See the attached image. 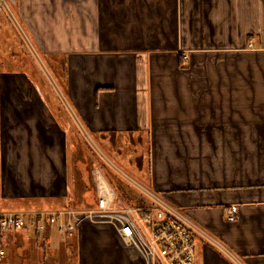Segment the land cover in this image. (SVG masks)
Listing matches in <instances>:
<instances>
[{
	"label": "crops",
	"instance_id": "crops-1",
	"mask_svg": "<svg viewBox=\"0 0 264 264\" xmlns=\"http://www.w3.org/2000/svg\"><path fill=\"white\" fill-rule=\"evenodd\" d=\"M49 1L19 3L106 154L238 259L196 239V264H264V0ZM44 95L25 96L38 104L18 124L34 133L20 170L41 197L21 208H92L102 191L144 202ZM91 229L71 238L73 249L63 238L61 264H144L110 228ZM58 235L26 238L49 245Z\"/></svg>",
	"mask_w": 264,
	"mask_h": 264
},
{
	"label": "built area",
	"instance_id": "built-area-1",
	"mask_svg": "<svg viewBox=\"0 0 264 264\" xmlns=\"http://www.w3.org/2000/svg\"><path fill=\"white\" fill-rule=\"evenodd\" d=\"M14 28L36 58L60 101L72 118L78 132L107 166L129 184L144 200L138 205L126 204L121 198L100 192L95 207L87 209L46 208L0 210V264H9L8 242L12 232L48 236L62 234L75 237L82 228L106 226L114 231L127 246L137 251L144 264H196V239L221 250L238 263L233 252L211 232L190 217L182 208L172 203L154 188L146 186L120 168L102 149L91 131L76 112L69 96L46 65L40 51L24 29L20 18L7 0H0ZM252 46V44H250ZM231 220L238 218V207L229 210Z\"/></svg>",
	"mask_w": 264,
	"mask_h": 264
},
{
	"label": "rangeland",
	"instance_id": "rangeland-1",
	"mask_svg": "<svg viewBox=\"0 0 264 264\" xmlns=\"http://www.w3.org/2000/svg\"><path fill=\"white\" fill-rule=\"evenodd\" d=\"M7 1L20 18L24 29L40 51L46 65L58 79L50 63V58L58 56L57 53L46 54L45 56L38 36L40 31L37 30L35 21L26 20L22 12V4L19 3L21 0ZM49 2L56 3L57 1L50 0ZM52 6L54 7V5ZM32 92H42L45 94V98L46 95L47 97L51 95L56 102L58 101L61 104L45 72L26 46L22 36L14 28L7 14L0 8V210L19 209L18 207L22 206L31 207L30 200L41 198L39 196L40 192L34 190L31 181L24 179L25 171L22 173L20 170V164L22 166V163L26 160H24L22 151L25 149L28 151L31 148L25 138L27 137V140L30 141L34 133L28 134L30 131L27 132L29 126L22 127L23 125H21L20 127L18 124L20 125L23 119H27L26 113L28 111L36 107L35 104L38 100L35 99L29 102L25 100V96ZM87 147L96 155L88 144ZM138 202H141V200L139 199ZM37 204L40 205L41 203L37 202ZM87 227L88 231H84V234L90 236L92 227L86 224L83 227L84 230ZM102 235L109 236L107 234ZM76 236H79V234ZM63 238L64 235L62 234L54 237L51 244H49L50 246L46 247L47 260L39 262L34 259L33 264H61L65 254L63 243L65 239ZM39 251V249H36L37 253ZM52 255L55 257L51 258Z\"/></svg>",
	"mask_w": 264,
	"mask_h": 264
},
{
	"label": "trees",
	"instance_id": "trees-1",
	"mask_svg": "<svg viewBox=\"0 0 264 264\" xmlns=\"http://www.w3.org/2000/svg\"><path fill=\"white\" fill-rule=\"evenodd\" d=\"M21 208V207H18ZM30 233L26 231H15L11 233L10 240L8 242V260L9 264H33V253L36 249H41L40 253L44 254L47 245V239L34 236V239L26 238ZM45 236V235H44ZM72 237H69V245L73 246ZM18 256H21L22 260H18Z\"/></svg>",
	"mask_w": 264,
	"mask_h": 264
}]
</instances>
